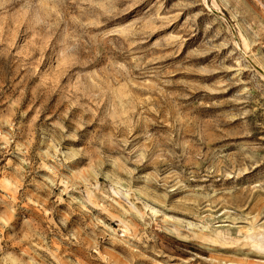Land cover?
<instances>
[{
    "label": "rangeland",
    "instance_id": "1",
    "mask_svg": "<svg viewBox=\"0 0 264 264\" xmlns=\"http://www.w3.org/2000/svg\"><path fill=\"white\" fill-rule=\"evenodd\" d=\"M0 264H264V0H0Z\"/></svg>",
    "mask_w": 264,
    "mask_h": 264
}]
</instances>
